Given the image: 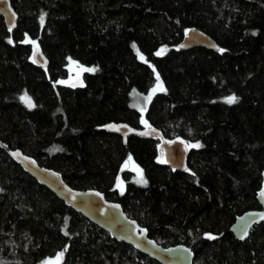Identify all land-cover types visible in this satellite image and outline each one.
Segmentation results:
<instances>
[{"label": "trees", "instance_id": "trees-1", "mask_svg": "<svg viewBox=\"0 0 264 264\" xmlns=\"http://www.w3.org/2000/svg\"><path fill=\"white\" fill-rule=\"evenodd\" d=\"M10 1L18 21L8 32L0 16V140L71 188L119 203L158 244L187 246L194 264H264V223L244 241L230 232L260 209L264 189V0ZM191 28L223 51H177ZM36 47L45 69L33 62ZM70 64L85 69L79 85L66 83ZM158 82L164 90L139 113L133 95ZM110 122H147L200 147H190L188 172L173 171L157 160L158 141L124 145L102 129ZM127 159L138 172L128 168L116 184ZM61 252V264H159L67 207L0 148V264H43Z\"/></svg>", "mask_w": 264, "mask_h": 264}, {"label": "water", "instance_id": "water-1", "mask_svg": "<svg viewBox=\"0 0 264 264\" xmlns=\"http://www.w3.org/2000/svg\"><path fill=\"white\" fill-rule=\"evenodd\" d=\"M0 16L4 19L8 32H12L17 25L18 15L10 0H0ZM192 48H204L217 53L221 49L212 38L196 28L188 29L181 42L175 47L177 51H187ZM32 59L38 67L42 69L47 67V58L40 48L33 49ZM79 84V81L73 83V85ZM31 103L33 105L32 100ZM116 128L119 131L115 130ZM102 129L109 134L120 136L124 145L129 137L156 140L158 141L157 160L159 162L166 161L164 164L173 171L185 173L189 171L187 160L190 147H186L188 144L183 139H168L159 129L151 127L147 122H144L141 128L132 127L124 122H110ZM0 148L38 184L47 188L67 207L106 232L111 239L131 246L159 264H194V253L190 248L183 244L168 247L158 244L149 237L146 228L129 218L119 203L107 200L103 193L93 189H73L64 181L59 172L40 166L34 158L24 154L21 150L10 149L1 140ZM13 153H19V155H13ZM129 166L130 161L127 159L116 178V184H119L122 173L126 172ZM261 192H264V189H261L256 196L260 209L244 212L231 226L230 232L235 239L244 241L255 226L264 223V219H261L264 216V196L260 195ZM245 232L246 235H244Z\"/></svg>", "mask_w": 264, "mask_h": 264}, {"label": "rangeland", "instance_id": "rangeland-1", "mask_svg": "<svg viewBox=\"0 0 264 264\" xmlns=\"http://www.w3.org/2000/svg\"><path fill=\"white\" fill-rule=\"evenodd\" d=\"M161 50H163V48H161L159 50V52H161ZM165 50L162 51V53H164ZM85 69L81 68L75 64H70L69 66V79L68 81H66V83H73L75 81H77L80 77V75L83 73ZM159 85H161V83H156L155 86L150 90V92L147 95H140L135 93L132 97V105L134 106L135 109H137L139 111V113H143L145 110V107L147 106V104L149 103V101L151 100V98L153 97V95H155L157 92H160L159 88L157 87ZM155 89V91H154ZM129 169L132 170L133 172H138V169L136 168L135 165L130 163ZM63 253V252H61ZM57 256L51 258V259H47L45 262H49V264H56L57 261ZM64 257V253L63 256L59 258L58 264L62 263ZM45 262H43V264H45Z\"/></svg>", "mask_w": 264, "mask_h": 264}, {"label": "snow or ice", "instance_id": "snow-or-ice-1", "mask_svg": "<svg viewBox=\"0 0 264 264\" xmlns=\"http://www.w3.org/2000/svg\"><path fill=\"white\" fill-rule=\"evenodd\" d=\"M40 19H41V23H43L44 17L41 16ZM134 47H135V46H134ZM162 51H163V50H161V52H158L157 55L162 54ZM220 51H223V49H220ZM141 59H143V57H141ZM34 62H35V60H34ZM157 80H159V77H157ZM157 87L159 88L160 91H163V90H164L162 85H159V84H158ZM154 91H155V89H154ZM21 99L24 100V102H25L29 107H33L32 103H31V100H30V98L27 97V95H25V96L22 97ZM236 100H237V97H235V96H230V97H227V98H226V103L232 104V103H235ZM115 130L119 131L118 128H116ZM186 147H197V148H198V147H200V145H199V144H194V145H187ZM13 155H19V153H13ZM160 162H161V163H164V162H166V161L161 160ZM139 182H144V181H143V178H142V175H141V179H140ZM96 195H100V194H99V193H96ZM260 195H261V196H264V192H261ZM261 219H264V216H262ZM246 234H247V233L245 232L244 235H246ZM209 238L214 239L215 237H209ZM241 239H243V236H241ZM62 256H63V253H59V254H58L56 264H58L59 258L62 257ZM45 264H49V262H45Z\"/></svg>", "mask_w": 264, "mask_h": 264}]
</instances>
